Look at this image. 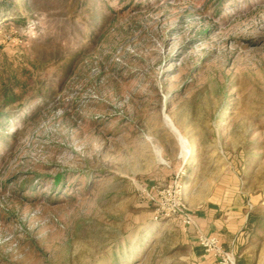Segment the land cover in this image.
I'll return each mask as SVG.
<instances>
[{"label": "rangeland", "instance_id": "rangeland-1", "mask_svg": "<svg viewBox=\"0 0 264 264\" xmlns=\"http://www.w3.org/2000/svg\"><path fill=\"white\" fill-rule=\"evenodd\" d=\"M16 4L0 22V264H194L197 207L264 212V0H102L109 24L63 80L86 17Z\"/></svg>", "mask_w": 264, "mask_h": 264}, {"label": "crops", "instance_id": "crops-1", "mask_svg": "<svg viewBox=\"0 0 264 264\" xmlns=\"http://www.w3.org/2000/svg\"><path fill=\"white\" fill-rule=\"evenodd\" d=\"M242 202L237 205L230 199L221 204L210 202L203 207H197L194 222L185 230L188 244L196 249L194 264H217L213 259L204 256L197 243L198 232L219 238L225 249L236 254L237 264H264V236L254 245L249 241L244 233L249 211H245L247 207Z\"/></svg>", "mask_w": 264, "mask_h": 264}, {"label": "trees", "instance_id": "trees-1", "mask_svg": "<svg viewBox=\"0 0 264 264\" xmlns=\"http://www.w3.org/2000/svg\"><path fill=\"white\" fill-rule=\"evenodd\" d=\"M20 1V0H19ZM29 4V0H22ZM71 5L76 6V10L80 16L86 17V22L81 23L84 28L78 24L72 27L74 38L72 40L73 48L70 50V61L68 65L62 69L60 78H66L77 64L91 49L95 47L99 34L103 33L109 24L111 14L115 11L109 5L101 4L102 0H69ZM17 0H0V22L8 23L11 9L17 5ZM125 0H119V3ZM18 20V19H16ZM85 21V20H84ZM10 104L13 101L9 102ZM2 115V114H0ZM7 115L0 116V127L2 123L7 121ZM63 180V175L58 174L54 177V183L59 184ZM188 183V180H186ZM244 233L247 235L249 241H260V235L264 233V212L253 207L248 212L247 222L244 228Z\"/></svg>", "mask_w": 264, "mask_h": 264}, {"label": "built area", "instance_id": "built-area-1", "mask_svg": "<svg viewBox=\"0 0 264 264\" xmlns=\"http://www.w3.org/2000/svg\"><path fill=\"white\" fill-rule=\"evenodd\" d=\"M192 218L184 221L185 228L191 226ZM197 243L204 256L213 259L217 264H237V256L233 251L224 248L219 238L203 232L197 233Z\"/></svg>", "mask_w": 264, "mask_h": 264}]
</instances>
